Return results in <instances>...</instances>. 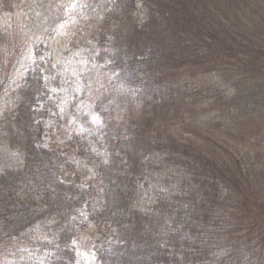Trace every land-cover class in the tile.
<instances>
[{"label":"trees","instance_id":"obj_1","mask_svg":"<svg viewBox=\"0 0 264 264\" xmlns=\"http://www.w3.org/2000/svg\"><path fill=\"white\" fill-rule=\"evenodd\" d=\"M78 3L0 0V264H264V0Z\"/></svg>","mask_w":264,"mask_h":264},{"label":"rangeland","instance_id":"obj_2","mask_svg":"<svg viewBox=\"0 0 264 264\" xmlns=\"http://www.w3.org/2000/svg\"><path fill=\"white\" fill-rule=\"evenodd\" d=\"M79 2L80 3H78V4H80V5H82L84 2H86V0H79ZM95 18L92 16V15H87V16H84L83 17V20L82 21H84V23H86V25H88V24H90L93 20H94ZM82 24H83V22H82ZM84 25H82L81 27H83ZM75 32L73 31V29L71 28V27H69V26H65L64 28H63V35H68L66 38H68L69 37V35H72V34H74ZM92 232L91 231H87V232H85L82 236L83 237H86V239L84 238V240H88L89 238H92ZM87 264H89V257L87 256Z\"/></svg>","mask_w":264,"mask_h":264}]
</instances>
